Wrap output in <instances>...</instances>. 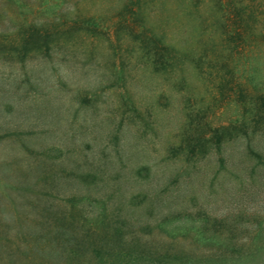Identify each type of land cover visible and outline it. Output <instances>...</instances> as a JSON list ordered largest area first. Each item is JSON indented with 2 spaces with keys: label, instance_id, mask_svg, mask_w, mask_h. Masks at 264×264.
I'll list each match as a JSON object with an SVG mask.
<instances>
[{
  "label": "rangeland",
  "instance_id": "1",
  "mask_svg": "<svg viewBox=\"0 0 264 264\" xmlns=\"http://www.w3.org/2000/svg\"><path fill=\"white\" fill-rule=\"evenodd\" d=\"M171 1L0 0V264L264 239V0H200L179 29ZM165 31L191 57L173 77Z\"/></svg>",
  "mask_w": 264,
  "mask_h": 264
},
{
  "label": "trees",
  "instance_id": "2",
  "mask_svg": "<svg viewBox=\"0 0 264 264\" xmlns=\"http://www.w3.org/2000/svg\"><path fill=\"white\" fill-rule=\"evenodd\" d=\"M160 4L165 6L169 0H157ZM175 4L177 9L180 11L173 9V16H164V23L166 24L168 21H171L173 27L171 29H179L180 26H183L184 23L190 25L195 21V14L199 13L200 0H174L171 1ZM248 9V8H247ZM247 9H245L247 11ZM245 10L238 9L234 11L237 17H239V21L243 20L241 17L244 16ZM252 11V10H251ZM201 13V12H200ZM243 15V16H242ZM253 12H249V15L246 17H252ZM198 19V18H197ZM208 19L203 17V23H207ZM170 31V30H169ZM171 33L166 32L162 36L161 41L158 40L159 48H155L156 50H160V54L156 60L154 61V71H163L167 74L168 77H173L176 69L183 66L185 61H189L191 59L189 51L179 50L174 44L170 43ZM155 39V38H153ZM193 60H191L192 62ZM199 62V61H197ZM182 68V67H181ZM253 153V152H252ZM256 159H259L257 155H253ZM260 160V159H259ZM263 235L260 231L259 235ZM216 236V235H215ZM205 239V237H204ZM213 244L215 252L207 257H186L184 259H172L169 262L177 263V264H264V239H259L254 242L244 243L241 245L236 244L231 239L225 240L220 236H217L213 239Z\"/></svg>",
  "mask_w": 264,
  "mask_h": 264
}]
</instances>
